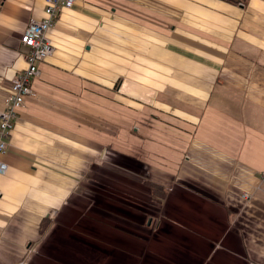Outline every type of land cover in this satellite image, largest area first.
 I'll use <instances>...</instances> for the list:
<instances>
[{
    "label": "crops",
    "instance_id": "crops-1",
    "mask_svg": "<svg viewBox=\"0 0 264 264\" xmlns=\"http://www.w3.org/2000/svg\"><path fill=\"white\" fill-rule=\"evenodd\" d=\"M45 8L0 0V109ZM48 36L0 264H264V0H78Z\"/></svg>",
    "mask_w": 264,
    "mask_h": 264
},
{
    "label": "built area",
    "instance_id": "built-area-1",
    "mask_svg": "<svg viewBox=\"0 0 264 264\" xmlns=\"http://www.w3.org/2000/svg\"><path fill=\"white\" fill-rule=\"evenodd\" d=\"M78 0H46L45 15L41 19H31L21 36V43L26 48L27 68L21 71L12 81L9 92L0 109V155L6 154L9 140L21 109L30 96L36 95L33 81L39 76V64L53 52V44L48 34L55 26L60 11L73 6ZM8 164L0 159V174H6ZM2 192L0 191V196ZM245 197L247 195L245 194ZM15 264H25L19 261Z\"/></svg>",
    "mask_w": 264,
    "mask_h": 264
},
{
    "label": "trees",
    "instance_id": "trees-1",
    "mask_svg": "<svg viewBox=\"0 0 264 264\" xmlns=\"http://www.w3.org/2000/svg\"><path fill=\"white\" fill-rule=\"evenodd\" d=\"M225 1L232 2V3H235V4H239L241 1H244V0H225ZM145 183L151 189V199H152V201L154 203L161 204L165 200V198L167 196L166 189L163 186H161L159 184H156L155 182H152V181H149V180H146ZM48 225H49V223L46 220L42 222L41 229H40L41 234L46 231Z\"/></svg>",
    "mask_w": 264,
    "mask_h": 264
},
{
    "label": "rangeland",
    "instance_id": "rangeland-1",
    "mask_svg": "<svg viewBox=\"0 0 264 264\" xmlns=\"http://www.w3.org/2000/svg\"><path fill=\"white\" fill-rule=\"evenodd\" d=\"M245 1V0H244ZM244 1H241L240 3L244 2Z\"/></svg>",
    "mask_w": 264,
    "mask_h": 264
}]
</instances>
